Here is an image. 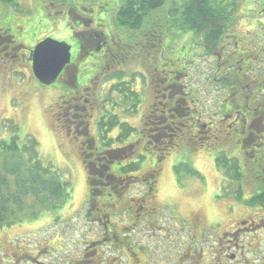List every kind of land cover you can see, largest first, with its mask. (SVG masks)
<instances>
[{"label": "rangeland", "instance_id": "374dc122", "mask_svg": "<svg viewBox=\"0 0 264 264\" xmlns=\"http://www.w3.org/2000/svg\"><path fill=\"white\" fill-rule=\"evenodd\" d=\"M19 2L24 12L33 13L30 12L29 16L23 14L20 8L15 6L7 8L0 2V27L15 25L12 20L14 19L19 24L18 30L19 34L21 33L22 39L20 38L19 43H33L36 35L32 38L22 37L23 34L30 33L32 26L25 27L19 22L22 18L34 20L33 15L36 13L37 5L34 0H19ZM46 10L53 13L52 16L55 17L53 19L60 16L58 15L60 7L48 6ZM253 11L254 9L250 8L247 14H243L245 20H248L247 23L254 26L257 24L252 20L255 18ZM37 12L38 16L43 17L42 9H37ZM61 18L63 19L60 16L59 20ZM44 19L48 18L44 17ZM260 20H264V13L260 16ZM250 27L252 26H247L246 23L244 25L242 21L240 25L239 21L233 27L231 34L245 32L243 33L245 44L242 47L251 46V48L254 47L253 50H261L260 58L255 60L253 66L258 68V76L263 80L264 88V38L255 37L257 33L264 32V28L258 25L249 31ZM58 29H60L58 25L49 24L42 33L53 34V38L56 39L67 35L64 32L59 33ZM16 38L19 40L18 36ZM232 42L230 44L226 42L228 48L222 49L226 56L229 52L231 59L219 57L220 63L216 70L212 65L215 62L214 56H194L195 62L187 63L190 67L185 72L187 71L189 75L187 81L182 82L183 90L184 88L189 89V92L195 90V95H200L203 99L200 103L201 108L207 112L219 110L222 106L224 96L221 97V95L225 93L220 89L222 85H225L219 82L222 73L228 72L225 78L231 84L241 76L239 64L236 61L238 56L233 52ZM261 43V47L256 46ZM187 52L190 53L189 51L185 53ZM134 55H137L136 52L133 53ZM8 59L11 61V58ZM135 67L145 72L144 82L142 84L139 81L135 82L138 89L142 90L143 102L137 103V110L130 112V115H128L129 110L118 113L120 115L118 118L122 121V129L124 125H127L126 121L134 129L133 135H130V144L125 145L119 142L120 137L126 140V136L122 133L118 134L119 130H122L120 127L119 129L114 127L112 131H109L108 136L118 135L108 140L110 143L113 142L112 147L123 146L110 154L114 158L113 161H116L115 168H118L119 163L127 164L133 160L139 162L133 163L128 169L122 167L115 172L116 180L112 183L114 187L108 186L107 190L101 193L98 189H92L96 184L92 182V178L97 177L98 172L92 168L90 173L86 172L87 169L81 162L79 152L72 147H67L65 145L67 139L63 133H60L61 126L57 114L64 112V100L56 101L54 96L62 91L36 88L35 85L34 87L33 74L30 68L25 66L24 61L0 60V123L5 119H12L19 124L22 132L31 134L38 142L40 159L56 167L61 176L68 178L71 182L70 200L55 214H51L53 217L55 215V219L44 213L35 221L16 222L9 227L0 228V264H11L14 254L25 253L36 258L45 254L42 260L39 258V261L45 264H212L214 256L209 243L205 240L196 242V237L200 235L190 232L189 228L194 224L207 227L209 219L218 215V209L210 208L211 202L207 200L203 185L200 184L203 179L201 175H204V179L212 188L217 187L218 176L213 171V155L209 151L207 153L205 149L203 151L201 147L198 150H192L190 142L181 138L157 160L154 155L146 154L147 150L154 149L157 145L162 148V144L157 143V140L150 137L149 132L143 128V121H146L150 106L155 101L153 97L157 87L154 80L158 79V75L163 72L154 70L147 63L141 65V68L136 64ZM130 73H133V69H130ZM233 90L236 96L241 95L235 87ZM103 103L109 104L104 100ZM107 107L112 108L110 105ZM118 109H120L119 106L116 107V110ZM137 130L140 131L139 135L134 134ZM227 138V136L223 137L216 145L224 146L229 158L235 162L241 157L236 155V145ZM139 154L143 156L141 159L137 157ZM233 156L239 158L233 159ZM153 163L156 164L154 167H152ZM112 164L111 162L110 165ZM189 168H194L199 175L188 171ZM149 172L152 175L147 176L146 180L142 179L144 174ZM153 175L155 178L153 190L145 193L146 195H141L142 191L146 192L147 185H150L146 181ZM90 188L93 190L92 199L88 197ZM151 196H153L152 203H145L143 212L151 210L149 216L152 217L146 218L147 215L139 209L140 203L135 201V198L150 200ZM165 204L169 208L164 206ZM136 212L141 213L140 220L131 219L130 214ZM194 213L200 214H198L200 221ZM191 215H194V218H191ZM130 219L134 225L129 224ZM133 227L134 230L131 231ZM126 229L130 234L128 237L122 235ZM192 231H195L193 227ZM125 234L127 236V233ZM192 250L193 255L189 257ZM233 252L236 251L233 250ZM241 253L245 260L254 258V253L249 251L241 249ZM214 264H217V261ZM229 264L238 263L235 261ZM239 264L248 263L242 260ZM253 264L256 263L253 262Z\"/></svg>", "mask_w": 264, "mask_h": 264}, {"label": "flooded vegetation", "instance_id": "af4514ba", "mask_svg": "<svg viewBox=\"0 0 264 264\" xmlns=\"http://www.w3.org/2000/svg\"><path fill=\"white\" fill-rule=\"evenodd\" d=\"M106 5L91 8L70 7L58 11V15L68 20L69 34L71 31L72 38L58 39L70 45V59L54 83L45 85L56 86L51 88L64 92L58 94L56 101L64 100V112L57 114V119L67 139L65 145L79 152L86 172L90 173L91 168L98 172L92 182L95 181V187L101 193L106 191L108 186L114 187L112 183L116 180L115 172L120 168H115L116 161H113L114 158L110 154L123 147H112L113 142L108 140L115 138L122 130L115 136H108L109 131L118 127L110 126V122L102 119L103 108H106L107 104L101 100L107 90L111 89L113 79L115 81L113 75L119 66L115 65V62L125 58L130 64V36H123L121 28L116 26L118 10H109ZM53 23L57 26L60 22L55 19ZM9 26L0 27V59L11 62L25 58V62L31 66V50L46 37L37 42H29L31 45L21 44L19 24ZM120 45L121 50L118 49ZM22 51L26 53L23 54ZM8 58H11V61ZM255 60L258 58L248 52L239 58L240 78L235 79L233 84L226 83L220 87L225 91L223 95L220 94L221 97L224 96L222 106L218 107L219 110L208 112L201 108L203 99L200 95H195V90L191 91L192 94L188 92L189 89L183 90L180 77L184 73L181 62V67L177 66L180 71L175 74L174 71H164V68H160L163 74L159 75L162 77L156 85L157 96L153 97L155 101L150 106L146 121H143V128L149 132L150 137H154L157 143L166 149V143L174 146L180 138L179 125H182V117L187 116L190 118L188 128H191L189 133L190 141H193V144L190 142L192 150L201 147L203 151L205 149L213 155V171L218 176L217 187L212 188L204 179V175H201L203 179L199 183L203 185L207 200L211 202L210 208L218 209V215L209 219L207 227L194 224L189 228L190 232L200 235L196 237V242L205 240L209 243L214 256L212 264L215 261L217 264L235 261L239 264L242 260L248 264H264V88L263 80L258 76V68L253 66ZM172 76L174 78H171ZM105 84L107 85L104 89ZM226 86L228 87L225 88ZM234 87L241 95L236 96ZM126 124L130 128L128 121ZM134 134L139 135L140 131L137 130ZM130 135L133 133L127 131L123 144H130ZM199 135L201 136L198 137ZM225 136L236 145V155L241 157L233 156V159H239L232 163L225 160L229 158L227 149L216 145ZM191 170L198 174L194 168ZM150 175V172L144 174L142 179L146 180ZM154 180L153 175L146 181L150 185H147L146 192L142 191L141 195L153 190ZM152 198L153 196L150 200L135 198V201L140 203L139 209L143 212L145 203H152ZM164 206L169 208L167 204ZM150 211L143 212L147 215L146 218L151 215ZM194 214L198 219L199 213ZM140 216L141 213L138 212L130 214L131 219L140 220ZM191 218H194V215H191ZM131 219L130 225L133 224ZM129 224L127 223V228ZM192 227L195 231H192ZM133 230L134 227L131 231ZM125 233L127 229L122 234ZM241 249L254 253V258L245 260ZM193 250L189 257L193 255ZM44 256L45 254L40 255L39 258L42 260ZM39 258L29 253L14 254L11 264H45L39 261Z\"/></svg>", "mask_w": 264, "mask_h": 264}, {"label": "trees", "instance_id": "16d2710c", "mask_svg": "<svg viewBox=\"0 0 264 264\" xmlns=\"http://www.w3.org/2000/svg\"><path fill=\"white\" fill-rule=\"evenodd\" d=\"M34 1L37 5L35 8L36 13L33 15L34 20L29 21L26 18H22L19 22L25 27L32 26L31 31H29L30 33H25L22 37L32 38L36 35L34 42H37L43 37L54 36L53 34L42 33L49 24H54L53 22L55 21V19L53 21V18H55L52 16L53 13L46 10L48 6L53 8L60 7V10H62L63 8L66 9L70 7L91 8L107 4L106 7H108L109 10H118V23H116V26L121 28L123 36H130V64L125 58L115 62V65L119 64L117 67L119 71L114 73L113 77H115V81L113 79L111 89L107 90V94L101 100L102 102L103 100L104 102L108 101L109 104L107 105L112 106L111 109L107 106L103 108L102 119H105L106 122H110V126H117L118 129L119 127L122 129V121L118 118L120 117L118 114L120 110H129L130 114L133 110H137V103L143 102L142 90L138 89L136 83L138 81L141 84L144 82L145 72L138 70L135 64L141 68V65L147 63L149 67L151 66L154 70L156 68L157 70L164 68V71H174L173 74H175L176 71H180V69H177V66H179L181 62V69L184 73L182 75L184 78L181 80L183 82L184 80L187 81L189 75L187 71L185 72V70L190 67L187 63L195 62L194 56H214L215 62L212 63V65L215 70L218 67V63H220L218 60L219 57L231 59L229 52L227 53L228 56L224 55L223 50L228 48L226 47V42L230 44L233 40V52L238 56L236 58L237 62L239 58L243 57L247 52L248 54H254L258 60L261 54V50H253L254 47H242V45L245 44L243 42V33L245 32H238L236 34H231V32L239 21L240 25L242 21L244 25L246 23L247 26H252L249 31H252L253 28L258 25L264 28V20H260V16L264 13V0ZM0 2L7 8H13L14 6L18 9L20 8L19 0H0ZM39 8L43 10V17L37 15V9ZM250 8L254 9L253 13L255 14V18L252 20L257 24L254 26L247 23L248 20H245L244 16ZM20 11L30 16L31 11L28 13L24 12L23 9ZM32 13L33 12H31V14ZM44 17L48 19H44ZM12 20L16 24L17 21L14 19ZM57 20L60 22L57 24L58 27H60L58 32L67 34L59 39H64V37L72 38L71 31L69 34L67 29L68 20H65L64 17L60 20L57 18ZM257 36H261L263 39L264 32L261 31L260 34L257 33L255 37ZM256 46L261 47L262 43ZM121 48L122 46L120 45L118 49L121 50ZM184 51H189L190 53H185ZM135 52L137 55L133 56ZM21 53L24 54L26 52L22 51ZM24 59L19 60L22 62L24 61L25 66L27 68L29 67L31 70V66L27 61L25 62ZM0 60L5 59L2 58ZM240 64H242V62ZM232 65L233 64H231V66ZM130 69H133V73H130ZM227 74L228 72L226 74L222 73V78L219 82L224 84L229 83L225 78ZM160 77H162V75H158V79L155 78L154 81L156 85L159 83L158 80ZM171 78L174 77L172 76ZM32 84L33 86L35 85L36 88L42 87L50 91L54 90L56 87L42 85L34 76L32 78ZM58 89L60 88L58 87ZM63 93L62 91L60 94ZM57 96L58 95L54 96V99H56ZM154 96H157V92H155ZM117 106H119L120 109L116 110ZM189 119L190 118H187V116L182 117V125H179V129L181 130L179 135L180 138H187L189 142H191L189 133L191 128H188L190 123ZM123 123H125V121H123ZM103 124L105 123H102V125ZM127 131L133 133L134 129L124 125L122 134L125 136ZM60 133L64 134L61 130ZM172 134L174 135L175 133L173 132ZM58 138H60V136ZM121 138L124 137L118 139L120 143L124 141ZM172 147L173 145L171 146L166 143V149H164L163 146L160 148L157 145L154 149L147 150L144 148V150L148 151L146 154L154 155L157 160ZM137 157L141 159L143 156L139 154ZM225 160L232 163L230 158H228V160L225 158ZM137 162L139 161L133 160L129 161L127 164L119 163L118 167L120 169L122 167L123 169H128L133 163ZM154 165L156 164L153 163L152 167H154ZM188 171L193 172L191 168H189ZM92 179H94V177ZM70 184V180L62 177L56 167L40 159L38 142L31 134L22 132L19 128V124L12 119H5L0 123V228L9 227L16 222L35 221L44 213L54 218L55 215L53 217L51 214H55L56 211L70 200ZM95 186L94 184L92 189H96L97 187ZM92 189L90 188V192L88 193L89 199H92ZM128 232L129 231H127V236L126 234L122 235L128 237V235H130Z\"/></svg>", "mask_w": 264, "mask_h": 264}, {"label": "water", "instance_id": "95a60500", "mask_svg": "<svg viewBox=\"0 0 264 264\" xmlns=\"http://www.w3.org/2000/svg\"><path fill=\"white\" fill-rule=\"evenodd\" d=\"M30 59L34 78L42 85H50L69 62L70 45L46 37L33 47Z\"/></svg>", "mask_w": 264, "mask_h": 264}]
</instances>
